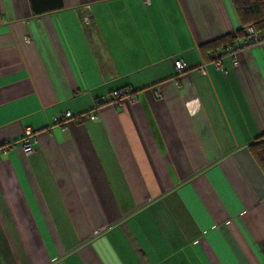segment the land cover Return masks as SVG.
Returning a JSON list of instances; mask_svg holds the SVG:
<instances>
[{
    "label": "crops",
    "instance_id": "crops-1",
    "mask_svg": "<svg viewBox=\"0 0 264 264\" xmlns=\"http://www.w3.org/2000/svg\"><path fill=\"white\" fill-rule=\"evenodd\" d=\"M61 3L0 0V264H264V47L224 73L205 47L240 28L231 1Z\"/></svg>",
    "mask_w": 264,
    "mask_h": 264
},
{
    "label": "built area",
    "instance_id": "built-area-1",
    "mask_svg": "<svg viewBox=\"0 0 264 264\" xmlns=\"http://www.w3.org/2000/svg\"><path fill=\"white\" fill-rule=\"evenodd\" d=\"M235 36V34H234ZM249 47H264V31H257L253 26H245L241 29V38L238 43L231 47H225L220 51H217L212 60L215 64V67L224 73V70L221 68L219 63V58L225 55L231 57L232 61L235 60V52L239 49L249 48ZM205 64L202 63L196 69L198 73L205 74ZM174 68L178 74L186 71V66L181 60H174ZM177 85V82H175ZM156 94L158 91L156 90ZM135 101V90L131 87H126L123 89L115 90L111 92V102L115 103L117 101ZM105 104L104 100H98L94 109L91 112L86 113L85 115H75L73 116L70 112H64L58 117L52 118V126L66 128V123L70 120L75 122H82L85 118L88 120H94L97 117V109ZM38 134L37 130L31 128H25L21 139L19 140V146L22 153L29 155L34 151V145L36 144V136ZM15 147L14 142H5L0 144V156L6 155L8 151Z\"/></svg>",
    "mask_w": 264,
    "mask_h": 264
},
{
    "label": "trees",
    "instance_id": "trees-1",
    "mask_svg": "<svg viewBox=\"0 0 264 264\" xmlns=\"http://www.w3.org/2000/svg\"><path fill=\"white\" fill-rule=\"evenodd\" d=\"M230 1L240 24L235 37H241V29L245 26H253L257 31H264V0ZM29 5L32 14L35 16L57 11L62 7L61 0H29ZM233 38L225 36L205 44V47L207 49H212L216 45L227 47L233 45ZM249 152L258 168L264 173V135L260 136L254 144L249 146Z\"/></svg>",
    "mask_w": 264,
    "mask_h": 264
}]
</instances>
